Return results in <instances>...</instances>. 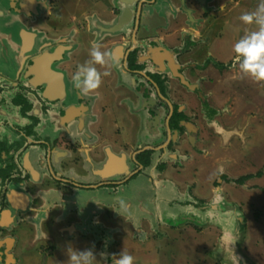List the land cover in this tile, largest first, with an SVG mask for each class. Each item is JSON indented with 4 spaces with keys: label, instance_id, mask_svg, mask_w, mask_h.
<instances>
[{
    "label": "flooded vegetation",
    "instance_id": "obj_1",
    "mask_svg": "<svg viewBox=\"0 0 264 264\" xmlns=\"http://www.w3.org/2000/svg\"><path fill=\"white\" fill-rule=\"evenodd\" d=\"M73 1H8V12L20 18L11 26L12 39L20 42L21 33L24 44L17 48V61L1 62L0 95L15 91L12 105L19 107L22 118L21 124L12 125L0 115V264H51L58 249L73 245L71 237H81L79 245L86 250L94 251L100 242L94 251L98 255L103 246L116 250L131 245L136 231L151 234L147 226L156 223V211L165 215L164 199L170 208L189 204L188 191L180 187L187 178L184 168L195 155L212 152L215 144L207 139V124L213 125L225 112L211 104L214 79L204 72L232 66L208 52L232 27L231 0H78L96 10L70 19L64 7ZM127 9L131 15L118 27ZM54 29L61 32L53 35ZM93 43L114 54L107 67H97L110 72L102 86L122 87L119 92L111 87L110 92L122 96L123 108L112 102L107 112L109 105H102L97 95H82L73 83L77 66L90 59ZM205 51L207 59L200 63ZM171 63L187 85L174 75ZM181 94L195 103L199 124L182 110ZM6 101L2 98L0 105ZM135 116L140 125L151 124L153 132L139 136L143 145L128 159L127 168L119 173L100 164L98 173L85 172L95 166L72 127L84 121L97 134L86 141L95 143L98 154L113 159L119 143L129 149ZM9 127L15 130L13 140L6 132ZM225 135L222 141L237 134L229 129ZM149 169L156 176L145 173ZM218 176L216 187L221 182L238 184L239 178L229 177L225 170ZM188 177L194 190L200 182ZM145 178L150 180L147 187L140 181ZM160 186L173 194L162 198ZM102 189H107L110 201L90 202ZM46 191H51L48 199L43 198ZM191 194L204 203L194 191Z\"/></svg>",
    "mask_w": 264,
    "mask_h": 264
},
{
    "label": "rangeland",
    "instance_id": "obj_2",
    "mask_svg": "<svg viewBox=\"0 0 264 264\" xmlns=\"http://www.w3.org/2000/svg\"><path fill=\"white\" fill-rule=\"evenodd\" d=\"M75 1V4L64 7L70 19L84 17L96 10L92 5L85 6ZM259 2L231 0L232 27L225 30L223 39L212 44V49L208 51L216 57V61L224 64L231 61L232 66L221 71L211 67L207 72V77L214 79L210 85L211 104L225 112L214 121L215 127L207 130V139L215 144L210 149V160L214 158L213 162L208 161L209 165H204L206 167H196L200 165L196 161V165L185 168L186 177L198 178L200 182L194 190H191L193 184L189 177L186 178L189 182L181 184L190 195L189 204L181 205L179 213L174 211L177 208L171 207L174 209L172 212H165L162 219L149 224L147 227L151 234L142 236L136 231L133 235L135 245L133 242L126 247L122 244L116 250L103 246L96 253H106L107 259L99 256V264H112V255L118 256L123 250L134 256L135 264H264V81L258 82L245 75L240 69L242 60L234 51L236 42L256 27L244 24L239 17L244 12L254 11ZM8 4V0H0L2 7L7 8ZM52 32L56 35L61 31L54 29ZM226 48L229 49L228 58L220 52ZM199 58H203L200 63L207 59L206 51ZM204 92L209 91L206 89ZM223 128L237 135H228L222 141L221 137L224 139L226 136ZM228 137L230 139L227 140ZM218 164H227V175L239 180L248 174L254 176L260 172L261 175L241 186L240 183L221 182L220 189L214 185L221 171L217 170ZM193 191L204 203L193 198ZM185 195L183 203H187ZM80 238L71 237L69 240L73 245L58 249L51 257V264H69V249L85 251L86 247L79 245ZM98 243L94 244V251L101 244Z\"/></svg>",
    "mask_w": 264,
    "mask_h": 264
},
{
    "label": "crops",
    "instance_id": "obj_3",
    "mask_svg": "<svg viewBox=\"0 0 264 264\" xmlns=\"http://www.w3.org/2000/svg\"><path fill=\"white\" fill-rule=\"evenodd\" d=\"M18 20H20V18H18V17L16 18L14 16L12 17V14H10L8 12V8L2 7L0 5V67H1L2 60L3 61L10 60L11 62L13 60L15 61L17 59V51H18L17 48H18V46H20L21 44L22 45L24 44V39H23L21 33H20V36H21V41L20 42L17 41L18 39H16V38H14V40L12 39L11 31H12L13 27H11V26H13L15 24V22H17ZM14 35H15V33H14ZM220 52L223 55V57H227L228 58L229 55H226V54H228L229 49L226 48V50L224 49V52H222V50H220ZM21 61L23 63V59ZM208 70H210V68ZM207 72H209V71H207ZM207 72L205 71L204 74L207 75ZM188 78H190V77L188 76ZM170 79L173 80L172 83L174 85H177L176 82L174 81V79H172L171 77H170ZM111 82H113V81H111ZM205 84L207 86H209L207 83H205ZM111 87H112V90H114V91H118L119 92L120 90H122V87L120 86V84H117L116 86L115 85L113 86V83H111L110 86H105V85L102 86L98 90L97 93L89 94V95H97L98 101L101 102L102 105H105V106L109 105L108 108H106L107 112L110 110L109 107H110L112 102L113 103L119 102L120 103L119 105L122 106V108L124 106V102L121 99L122 96L120 94H117V93H111L110 92ZM14 93H15V91L4 92L2 95H0V104H1L2 98H5V97L7 98V101L5 102V104L0 105V107L2 108V110L0 111V115H1L2 119L9 120L10 124H12V125H14L16 123H20L21 118H22L21 115H20V112H19V107H17V105L16 106L12 105L13 98H14V95H15ZM181 95L184 96L183 97L184 101H182V102L180 101L179 102V104L182 107V110L185 112L186 115H188L190 118H192V121H197V123L199 124L200 122L198 120H196L197 109L195 108V103L191 100L190 96H188V95L185 96L183 94H181ZM102 96L104 98H101ZM76 105H77V103H76ZM96 111L98 112V110H96ZM202 117H203V115H202ZM135 120H136L135 121V125L132 128L133 138H131V142L128 143L129 149H127L124 146V144H120L119 143V145H116V147H114V149H113V152L116 155L113 159L112 158L110 159L109 155H106L107 157L105 158V154L104 153L98 154L96 152V149H93V145L95 143L94 142L90 143V142L86 141L87 139L89 140L90 137L94 136V134H95L94 132L95 131H94V129L89 128V126L86 125V123H84V121L83 122L82 121L78 122V124H76L77 126H73L72 127V133L79 134L81 139H82L81 141L83 142V149H86L85 152L89 155L87 157V159H89L88 160L89 163H91V164H93V166H95V167H86L85 168V172L89 170L90 172L93 171V173H96V172L98 173L96 168L100 169V167H99L100 164L101 165L103 164L104 167L105 166H111V167H108L109 170L113 168L114 171H119V173H121L122 170L127 168L126 166L128 165V159L130 157H134V155L139 152V150H138V147H139L138 145L139 144H140V146L143 145L141 143H138V141H137L138 139H140L139 136L142 135V134H147V133L153 132L151 124L142 122L141 125H140V123H139L140 119L138 118V120H137V117H136ZM205 121L206 120L203 117V122H205ZM214 127H215L214 124L213 125L212 124H207L208 130H212ZM7 130L8 131H6V132H8L9 137H12L11 140H13V137H15V133L12 132V131H15L14 128H10V129H7ZM223 132H226V130H224V128H223ZM95 135H97V134H95ZM183 145L184 146L186 145L185 141H183ZM157 149L159 150V147ZM134 150L136 151V153H133ZM210 157H212V152L208 156L207 155L206 156H202V155H199V154L195 155L194 156V160H190L188 162V164L186 165V167H191L192 164L196 165V161L199 162L200 165H201V163H203L202 166H200V165L197 166L196 165V167H206V166L209 165L208 161H211V163H212L213 162L212 160H214V158L212 160H210ZM199 160H201L202 162H200ZM88 161H87V163H88ZM205 164H206V166H204ZM221 167H222V169L224 167L225 171H227V169H228V167L224 166V164H223V166L222 165L220 166V164H218V171L220 169L221 171L224 172V169L222 170ZM185 168H184V171H185ZM145 173L151 174L152 176H156V174H157L155 171H153V169L152 170H150V169L146 170ZM185 177H186V175H185ZM229 177H230V175H229ZM140 181H142L141 184L144 185V186L146 185V187L149 185V182H150V180H148L146 178L145 179H141ZM163 187L164 186H160V189H159V191L162 192V194H161L162 198L168 196L169 193L173 194V191L171 189L169 191H167V192L163 191V189L165 188V187L164 188ZM180 187L184 188V186H182V185H180ZM220 187L222 188V185H220L219 188ZM106 190L107 189H102L100 191H97V192L93 193L92 194L93 196H91L90 202H92L95 205H97L101 201L106 202V203L108 201H110L108 199V197H107L108 194L105 193ZM46 192L45 193L47 195L43 196V198L48 199L51 196V191H46ZM21 199H22V197L19 196L17 201L20 202ZM164 200L162 201L165 204V207H163L164 212H167V211L172 212L174 209H171L169 207V204H168L169 200L168 201L167 200L164 201ZM175 208H177V207L175 206ZM174 211L179 213L180 212V208H177ZM156 212L157 213H156L155 222H157V219H161L162 218L160 216L159 211H156ZM176 216H178V215H176ZM7 218L10 219L11 218L10 215ZM150 221L153 222L152 219H149V223H151ZM146 222L147 221H145L144 219H139V221H138L139 224H143L144 226H145ZM153 224H155V223H153Z\"/></svg>",
    "mask_w": 264,
    "mask_h": 264
},
{
    "label": "clouds",
    "instance_id": "obj_4",
    "mask_svg": "<svg viewBox=\"0 0 264 264\" xmlns=\"http://www.w3.org/2000/svg\"><path fill=\"white\" fill-rule=\"evenodd\" d=\"M246 25H255V30L246 33L234 45V51L238 57H242L241 71L255 81H264V0H260L256 9L244 12L239 17ZM90 59L77 66L72 79L75 87L82 95L97 93L103 84V77L110 72H101L97 65L105 68L109 61L114 60L111 51H102L101 45L93 43L89 51ZM123 207V205H122ZM69 264H99L96 254L92 249L85 251L68 250ZM102 259H107L106 253H100ZM112 264H135V258L126 251L118 256L112 255Z\"/></svg>",
    "mask_w": 264,
    "mask_h": 264
},
{
    "label": "water",
    "instance_id": "obj_5",
    "mask_svg": "<svg viewBox=\"0 0 264 264\" xmlns=\"http://www.w3.org/2000/svg\"><path fill=\"white\" fill-rule=\"evenodd\" d=\"M9 1V0H8ZM131 15V11L129 9L123 11V15L120 17V20H119V25L118 27H121V25L124 24V22H126V19H129V16ZM109 30V29H108ZM114 29L112 28L110 31H113ZM171 61V60H170ZM169 61V62H170ZM177 66L173 65L171 63V70L173 71L174 75L177 77V78H180L181 81L187 85L188 83L184 80L183 76L180 75L178 72H177ZM155 113H157L155 110H153ZM228 228V227H226ZM224 233H226V236L228 235L227 232L224 231ZM228 237V236H227Z\"/></svg>",
    "mask_w": 264,
    "mask_h": 264
},
{
    "label": "trees",
    "instance_id": "obj_6",
    "mask_svg": "<svg viewBox=\"0 0 264 264\" xmlns=\"http://www.w3.org/2000/svg\"><path fill=\"white\" fill-rule=\"evenodd\" d=\"M260 175H261V173L258 172L256 176L259 177ZM251 178H253L252 175L243 176L240 180H238V183H244V182H246L248 179H251Z\"/></svg>",
    "mask_w": 264,
    "mask_h": 264
}]
</instances>
